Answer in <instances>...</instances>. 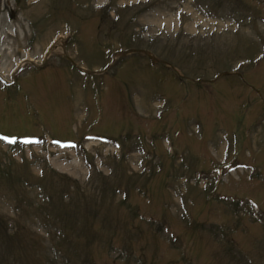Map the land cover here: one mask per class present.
I'll return each instance as SVG.
<instances>
[{"label": "rangeland", "instance_id": "obj_1", "mask_svg": "<svg viewBox=\"0 0 264 264\" xmlns=\"http://www.w3.org/2000/svg\"><path fill=\"white\" fill-rule=\"evenodd\" d=\"M0 136V264H264V0H0Z\"/></svg>", "mask_w": 264, "mask_h": 264}, {"label": "bare ground", "instance_id": "obj_2", "mask_svg": "<svg viewBox=\"0 0 264 264\" xmlns=\"http://www.w3.org/2000/svg\"><path fill=\"white\" fill-rule=\"evenodd\" d=\"M52 50V49H51ZM26 61H31V59L29 60V59H24L22 62H21V64L19 65V66H22L23 65V63H25ZM90 146V145H89Z\"/></svg>", "mask_w": 264, "mask_h": 264}, {"label": "snow or ice", "instance_id": "obj_3", "mask_svg": "<svg viewBox=\"0 0 264 264\" xmlns=\"http://www.w3.org/2000/svg\"><path fill=\"white\" fill-rule=\"evenodd\" d=\"M10 142H14V141H10Z\"/></svg>", "mask_w": 264, "mask_h": 264}]
</instances>
